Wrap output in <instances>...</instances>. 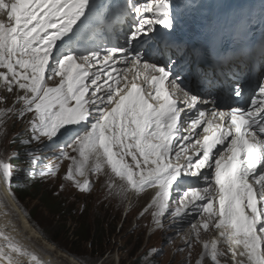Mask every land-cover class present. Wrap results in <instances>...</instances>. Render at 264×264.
<instances>
[{
	"label": "snow or ice",
	"instance_id": "6c2138e0",
	"mask_svg": "<svg viewBox=\"0 0 264 264\" xmlns=\"http://www.w3.org/2000/svg\"><path fill=\"white\" fill-rule=\"evenodd\" d=\"M200 7L193 0H0L11 21H0V85L15 94L0 108V134L9 120L25 123L9 140L18 148L0 158V183L17 209L13 179L18 171L28 182L56 177L60 164L41 166L40 155L55 147V159L69 161L63 179L79 192L90 193L89 177L101 175L109 195L124 200L154 189L141 215L150 212L155 227L166 214L174 221L191 216L188 248L211 224L234 264L237 254L238 264H264V47L257 52L246 43L255 25L242 11L209 19L199 45L174 39L184 16ZM125 25L123 44H111L108 35ZM210 55L221 65L258 57L260 99L222 107L225 98L213 94L203 69L193 77L204 93H193L185 66L199 68ZM94 64L100 68L93 71ZM241 95L237 84L226 99ZM190 146L198 147L188 155ZM7 209L0 198V264H49L17 238ZM218 243L203 241L196 264L205 257L220 264L226 253Z\"/></svg>",
	"mask_w": 264,
	"mask_h": 264
},
{
	"label": "rangeland",
	"instance_id": "374dc122",
	"mask_svg": "<svg viewBox=\"0 0 264 264\" xmlns=\"http://www.w3.org/2000/svg\"><path fill=\"white\" fill-rule=\"evenodd\" d=\"M3 19L5 21H9L6 18V13H4ZM51 82L52 81H49V85ZM14 95H15L14 93H7L4 87L0 85V97H7V104H0V108L11 106ZM17 107H19V105ZM12 127H14L15 130L18 132L19 131L23 132L25 128V123L23 121H15V122L13 120L8 121L7 133L0 134V158L8 157L9 154L11 153L9 147V139H11L13 133H15L12 132ZM33 145H35V148L39 147L36 144ZM55 152H56L55 147H53L52 150H49L47 147L43 148V150L40 152L43 153V155L41 156L42 157L41 166L49 163L53 165L59 163L60 168L58 175L54 178L53 177L41 178L38 175V177L40 178V185L38 186L39 190H37L36 194L39 193V195H37V197L29 196L26 199L20 200L21 202L19 204L18 210H20L21 214L24 217H26L28 216V212H29L27 209L29 210L33 209V213H32L33 216L47 231L53 230V232H55L60 225L68 229L67 236L59 237L58 240H55L56 241L55 243L57 244L52 243L48 239H45L42 236L41 232L36 227V223L34 222L31 223L28 220L29 223L33 226V228L35 227L34 230L38 232L37 236L41 235L42 240L40 239L41 242L33 241L30 238V236L26 234L25 235L26 243L25 242L24 243L27 244L29 247H32V250L37 249L36 253L44 260L48 257V252L46 250L43 251L41 249L43 248L41 243L43 240H45L50 244L52 248L58 251V254L65 255L63 256L64 257L63 258L62 256L59 257L58 255H56L55 254L56 252H50V254H53V257H56L55 259H57L58 263L60 262V264H84L80 262L78 259H76V257L70 254L68 250L70 249V247H73L75 249L78 248V250H80L79 254H82L84 260H85L86 252L89 253V251L91 250L88 249V246L86 249V243H82L83 244L82 246H78L76 245V243L73 242L75 238L71 236V230H73V228L75 227L74 225L75 222H78L76 218L71 217L72 215L66 216L64 217L65 221L59 218V221L57 222V216L51 215L46 210L47 208L38 199L41 193L46 190L47 193H52V194L61 193L60 195H58V197L64 200L63 203L64 207L67 206L73 207L74 204L76 210L83 208L86 209V217L89 218V220L91 219L95 220V218H100V220L103 219V226L107 231L105 237L106 243L104 245V247H106V251H104L105 253L101 256V258H97V260L92 264H132L130 262L132 258L130 256H127L126 253L122 251V249L124 248L121 247V245L124 244L125 240L126 241L129 240L128 248L132 247L135 244L134 243L135 236H133L132 238V234L133 235L137 234L139 235V238H141V233L135 231L144 230V229H147L148 231L151 223H153L150 212L144 215H141V213H139V210L142 208L146 197L143 196V193L139 195H134L132 203L128 205L127 201L129 199L124 200L118 196L109 195L108 189L106 187L105 177L102 175L90 176L89 179L92 181V185H93L91 192L81 193L72 185L71 182L63 179L69 161L67 160L57 161L54 157ZM70 155H75V153H72ZM128 158L130 159V157ZM7 193L8 192L5 190L4 185L0 183V198H2L4 201L6 200L5 202L9 207L10 204H9L8 196H5ZM77 200L80 201L78 205H77ZM126 206H129L130 215H135V216L131 217V219L128 221L124 220L123 222H121V217L123 216V213L126 210L125 209ZM8 210L11 213L13 212L10 207L8 208ZM98 214L100 215V217H98ZM12 216L14 220L18 222L14 212L12 213ZM113 225L115 230L111 232ZM47 234L49 237L52 236L50 233ZM18 239L21 238L19 237ZM185 248L186 251L178 253V256L173 255L171 251H169L165 256H161L158 255L156 251L155 252L152 251L155 249L154 247H151L149 249L148 254L142 259V264H196L197 260L200 258V254L203 251V249L197 246L196 244H192L191 248H188L187 246ZM152 253H156L155 256L151 257ZM120 257H121V262L118 261ZM68 260L69 261L72 260L75 263L74 262L69 263ZM221 264H229V263H221Z\"/></svg>",
	"mask_w": 264,
	"mask_h": 264
},
{
	"label": "trees",
	"instance_id": "16d2710c",
	"mask_svg": "<svg viewBox=\"0 0 264 264\" xmlns=\"http://www.w3.org/2000/svg\"><path fill=\"white\" fill-rule=\"evenodd\" d=\"M17 148H18V145L15 147H12V149H17ZM13 160L14 159L11 160V163ZM15 160H18V159H15ZM13 165L19 168L17 164L13 163ZM23 173H24L23 171H18L16 178L13 179V182L15 185L13 192L19 204L21 202L20 200L22 199H26L29 196L37 197V195H39V193L36 194L37 190H39L38 186L40 185L36 177H34L30 182H28V181H25ZM45 191L41 193L38 199L47 208L46 210L51 215L57 216V222L59 221V218L65 221L64 217L66 216L72 215L71 217L76 218L78 222L74 221L75 227L73 228V230H71L72 232L71 236L75 238L73 242L76 243V245L78 246H82L83 245L82 243H86V249H87V246H88V249H91L89 253L86 252L85 260L83 259L82 254H79L80 250H78V248L75 249L73 247H70V249H68L70 254L76 257V259H78L80 262L85 263V264H90V263L92 264L97 260V258H101V256L105 253L104 251H106V247H104V245L106 243L105 237L107 234V231L105 230L103 226V219L100 220V218H95V220L93 219L89 220V218L86 217V209L83 208V209L76 210L74 204H73V207H68V206L64 207L63 205L64 200L58 197V195H60L61 193L52 194V193H47V191L46 192ZM79 203L80 201L77 200V205ZM27 210L29 211L28 212L29 219L31 220V222L36 223V227L38 228V230L41 232L42 236L45 239H48L50 242L55 243L56 242L55 240H58L59 237L67 236V233H68L67 228H64L63 226L59 225L58 229L55 232H53V230L47 231L33 216L32 214L33 209H30V210L27 209ZM98 217H100L99 214H98ZM39 227H41L42 229ZM113 230H115L114 225L112 226L111 232H113ZM47 233H50L52 235L51 236L52 238L49 237ZM138 240L139 239H137L136 242H138ZM128 246H129V242L125 240L124 249H127V251H129V255L131 257L134 256L135 258L131 263L139 264V259L137 258V255L136 256L133 255L137 251L138 245L137 246L135 245L129 248Z\"/></svg>",
	"mask_w": 264,
	"mask_h": 264
},
{
	"label": "bare ground",
	"instance_id": "6f19581e",
	"mask_svg": "<svg viewBox=\"0 0 264 264\" xmlns=\"http://www.w3.org/2000/svg\"><path fill=\"white\" fill-rule=\"evenodd\" d=\"M197 70H199V69H197ZM200 71V70H199ZM201 82V80H199V79H196V83H200ZM126 160L130 163L131 162V159H129L128 157H126ZM82 179V178H81ZM5 187V186H4ZM4 192V191H3ZM3 196V195H2ZM6 196H7V194H6ZM5 197V196H4ZM8 200H9V204H10V208H11V210L14 212V214L16 215V217H17V221L18 222H16L15 220H14V218H13V216H11V219H12V221H13V223H15V225L17 226V229H18V232H19V236L17 237V238H21L22 239V241L23 242H25L26 243V234L28 235V236H30V238L33 240V241H39V242H41L40 241V239L42 240V237L41 236H37V233L38 232H36L35 230H34V228H33V226L29 223V221H28V218L27 217H24L22 214H21V211L20 210H18L17 208H16V206H15V204H13V202H12V200H10V198L8 197ZM6 201V200H5ZM8 207V208H9ZM8 210V209H7ZM10 210V209H9ZM12 212V213H13ZM4 218L3 217H0V221H2ZM75 225V224H74ZM26 232V233H25ZM72 233V232H71ZM166 243V242H165ZM164 243V244H165ZM39 245H40V243H39ZM41 245H42V247L43 248H41L43 251L44 250H46L47 252H48V257L46 258V259H44V260H46V261H48L49 262V264H60V262L58 263V261H57V259H55L56 257H53V254H50V252H56L55 254L56 255H58L59 257L60 256H65V255H60V254H58V251L57 250H55L54 248H52L51 246H50V244L48 243V242H46L45 240H43L42 241V243H41ZM48 246V247H47ZM137 246V245H136ZM90 248V247H89ZM30 249L32 250V247H30ZM134 250V249H133ZM152 250V249H151ZM223 250H225V251H227V245H225L224 247H223ZM35 252H37V249H35L34 250ZM93 251V250H92ZM134 253V252H133ZM72 257V256H71ZM64 258V257H63ZM219 260H221V261H225V260H227V262L226 263H230V262H232L233 260H234V258H233V256H232V254L231 253H229L228 252V256L227 257H224V256H221V257H219L218 258ZM235 259H238L237 258V256L235 257ZM73 260H74V258H73ZM68 262L69 263H73L74 261H72V260H68ZM75 263V262H74ZM211 264V261H210V259L208 258V257H206L204 260H203V262H202V264Z\"/></svg>",
	"mask_w": 264,
	"mask_h": 264
}]
</instances>
